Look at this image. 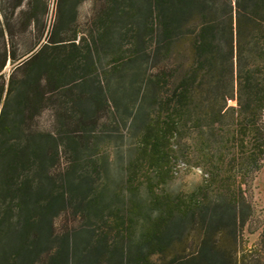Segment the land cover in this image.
<instances>
[{"label": "trees", "instance_id": "trees-1", "mask_svg": "<svg viewBox=\"0 0 264 264\" xmlns=\"http://www.w3.org/2000/svg\"><path fill=\"white\" fill-rule=\"evenodd\" d=\"M114 7H118L114 0H107L95 27L79 35L73 15L63 29L59 21L49 24L48 0H0V264H69L63 246L38 252L42 229L38 221L32 222L33 217L26 221L30 186L26 175L32 157L53 156L58 147L55 143L53 150L44 149L36 139L41 133L33 124L51 110L71 120L72 127L82 128L88 119L80 105L91 100L96 109L100 107L102 101L90 92L97 74L94 59L101 56L94 52L109 41L114 47L118 44L110 29ZM150 18L154 51L160 60L154 74L159 93L156 118L141 138V155L148 167L161 171L169 163L167 147L192 106L205 107L198 120L207 119L210 127L221 122L225 95L215 88L226 66L234 86L235 58L241 65L245 43L257 38L255 48L264 53V0H235V6L232 0H153ZM178 39L182 47L188 44L192 61L176 85L165 90L174 70L164 63ZM119 57L113 55L115 63ZM8 62L17 63L6 76ZM245 67L240 66L243 72L237 80L238 111L229 137L233 144L229 162H218L211 155L206 186L174 197L157 195L149 182L152 205L159 212L147 221L138 238L119 244L110 242L105 234H92L84 256L75 250L74 264H264V211L257 241L248 246L243 239L254 212L242 188L245 174L257 171L264 157V72L257 75L255 69ZM200 96L204 98L197 102ZM133 173L130 171L129 180ZM224 173L240 179L238 191L225 190L216 209L209 211L207 187L221 182ZM186 222L195 236L191 244L174 250L181 235L174 230ZM133 224V217L116 219L113 230L118 234L114 238Z\"/></svg>", "mask_w": 264, "mask_h": 264}, {"label": "rangeland", "instance_id": "rangeland-1", "mask_svg": "<svg viewBox=\"0 0 264 264\" xmlns=\"http://www.w3.org/2000/svg\"><path fill=\"white\" fill-rule=\"evenodd\" d=\"M114 2L118 7L110 10V29L118 44L114 47L109 41L94 52L101 56L94 59L97 74L90 92L102 101L100 107L96 109L91 100L80 105L88 119L82 128L72 127L71 120L62 119L51 110L43 112L33 124L34 130L41 133L36 139L44 149L53 150L55 143L58 147L53 156L32 157V166L26 175L30 185L26 221L33 217L32 222L38 221L42 229L37 251L63 246L68 250L69 264H74L76 251L84 256L88 237L92 234L94 237L105 234L110 242L119 244L138 238L147 221L159 212L152 205L149 182L161 196L174 197L205 187L210 178L206 173L210 156L226 163L232 157L233 144L229 137L237 117V80L243 72L241 68L247 65L255 69L257 75L264 72V53L255 48L257 38L252 37V42L245 43L241 65L235 58L234 86L228 66L219 77V87L215 89L218 94L225 95L221 122L210 127L207 119L198 120L205 107L202 104L192 106L191 114L181 122L178 134L167 147L169 163L161 171L148 167L141 155V138L146 126L153 124L156 118L159 92L154 85V74L160 66L154 51V26L150 18L153 0ZM48 3L50 25L59 21V28L63 29L67 18L73 15L78 34L82 35L95 27L107 0H48ZM232 5L235 6V0ZM223 15L220 11V19ZM183 28L181 26L180 30ZM29 40L28 36L26 44ZM187 47V43L182 47L178 39L173 53L165 61L164 64L174 70L165 90L172 89L191 64ZM115 54L120 55L118 63L113 58ZM15 63H7L6 76ZM233 92L235 97H232ZM203 98L198 97L197 102ZM130 171L134 173L129 180ZM239 180L224 173L221 182L207 187L211 198L207 206L209 211L216 209L215 204L221 201L220 195L225 190L238 191ZM245 182L242 186L244 196L254 212L245 225L243 239L244 244L251 246L259 237V218L264 211V157L257 171L245 174ZM128 217H133V227L115 239L118 234L113 230L115 220ZM174 231L181 234L174 250L188 246L195 236L188 222Z\"/></svg>", "mask_w": 264, "mask_h": 264}]
</instances>
